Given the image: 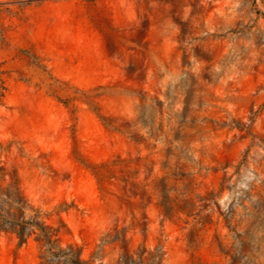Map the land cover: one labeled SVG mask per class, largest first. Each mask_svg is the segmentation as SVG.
Wrapping results in <instances>:
<instances>
[{
  "label": "rangeland",
  "instance_id": "1",
  "mask_svg": "<svg viewBox=\"0 0 264 264\" xmlns=\"http://www.w3.org/2000/svg\"><path fill=\"white\" fill-rule=\"evenodd\" d=\"M0 166L92 264H264V0H0Z\"/></svg>",
  "mask_w": 264,
  "mask_h": 264
},
{
  "label": "trees",
  "instance_id": "2",
  "mask_svg": "<svg viewBox=\"0 0 264 264\" xmlns=\"http://www.w3.org/2000/svg\"><path fill=\"white\" fill-rule=\"evenodd\" d=\"M193 204L191 199H185L180 207L187 209ZM0 231L15 234L19 244L33 238L39 245L40 264H92L95 259V253L86 258L78 244L63 245L59 228L46 220L42 210L26 197L17 183L0 188ZM156 258L158 252L146 249L122 252L117 264H161L162 260L156 262Z\"/></svg>",
  "mask_w": 264,
  "mask_h": 264
}]
</instances>
